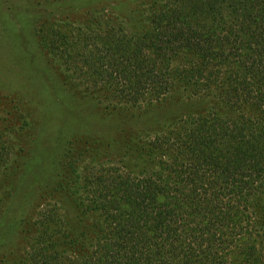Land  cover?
<instances>
[{
    "label": "trees",
    "instance_id": "trees-1",
    "mask_svg": "<svg viewBox=\"0 0 264 264\" xmlns=\"http://www.w3.org/2000/svg\"><path fill=\"white\" fill-rule=\"evenodd\" d=\"M113 4L36 28L118 124L87 147L83 209L44 204L23 264H264V0H155L145 31ZM175 95L199 106L160 111ZM121 140L118 160L97 161Z\"/></svg>",
    "mask_w": 264,
    "mask_h": 264
},
{
    "label": "rangeland",
    "instance_id": "rangeland-1",
    "mask_svg": "<svg viewBox=\"0 0 264 264\" xmlns=\"http://www.w3.org/2000/svg\"><path fill=\"white\" fill-rule=\"evenodd\" d=\"M154 1L107 3L116 7L126 25L145 31L144 5ZM74 4L79 11L68 8ZM86 7L87 0H0V131L9 150L8 166L0 175V264L24 263L44 204L59 202L73 215L83 209L82 190L75 182L89 160L87 147L98 148L101 140L112 139L118 124L115 112L68 77L37 35L36 28L46 22L86 21ZM198 106L175 95L160 111ZM123 140L111 149L95 148L97 161L118 160Z\"/></svg>",
    "mask_w": 264,
    "mask_h": 264
}]
</instances>
